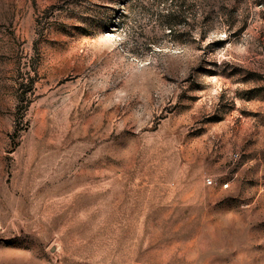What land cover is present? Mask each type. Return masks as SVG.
Here are the masks:
<instances>
[{
  "label": "rangeland",
  "instance_id": "rangeland-1",
  "mask_svg": "<svg viewBox=\"0 0 264 264\" xmlns=\"http://www.w3.org/2000/svg\"><path fill=\"white\" fill-rule=\"evenodd\" d=\"M0 264H264V0H0Z\"/></svg>",
  "mask_w": 264,
  "mask_h": 264
},
{
  "label": "built area",
  "instance_id": "built-area-1",
  "mask_svg": "<svg viewBox=\"0 0 264 264\" xmlns=\"http://www.w3.org/2000/svg\"><path fill=\"white\" fill-rule=\"evenodd\" d=\"M235 155H237V154H235ZM205 182L208 185H214L216 183L211 177H206ZM219 185L223 189L227 188L229 186V181L228 180L220 181Z\"/></svg>",
  "mask_w": 264,
  "mask_h": 264
}]
</instances>
